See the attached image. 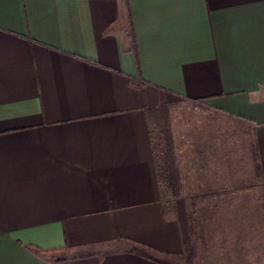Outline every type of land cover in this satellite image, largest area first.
<instances>
[{
	"label": "crops",
	"instance_id": "obj_1",
	"mask_svg": "<svg viewBox=\"0 0 264 264\" xmlns=\"http://www.w3.org/2000/svg\"><path fill=\"white\" fill-rule=\"evenodd\" d=\"M0 264H264V0H0Z\"/></svg>",
	"mask_w": 264,
	"mask_h": 264
},
{
	"label": "trees",
	"instance_id": "obj_2",
	"mask_svg": "<svg viewBox=\"0 0 264 264\" xmlns=\"http://www.w3.org/2000/svg\"><path fill=\"white\" fill-rule=\"evenodd\" d=\"M168 144V142H167ZM166 153V152H165ZM158 167H159V178L162 181L164 187L172 192L177 193L178 189L180 188V183L177 176L172 175V166L170 157L165 155L163 158L158 159ZM196 250L190 245V243L186 244V252L189 254L190 261L192 260L193 255L195 254Z\"/></svg>",
	"mask_w": 264,
	"mask_h": 264
},
{
	"label": "rangeland",
	"instance_id": "obj_3",
	"mask_svg": "<svg viewBox=\"0 0 264 264\" xmlns=\"http://www.w3.org/2000/svg\"><path fill=\"white\" fill-rule=\"evenodd\" d=\"M180 106H174L173 109H178ZM171 125H172V118L170 116H167V112H162L158 116V118L153 120V136L154 139H159L161 141L162 149L158 152H161L162 150L165 152L169 151V146L166 148L167 142H170V134H171ZM165 144V148L163 149V146ZM160 148V147H159ZM180 178V177H179Z\"/></svg>",
	"mask_w": 264,
	"mask_h": 264
}]
</instances>
